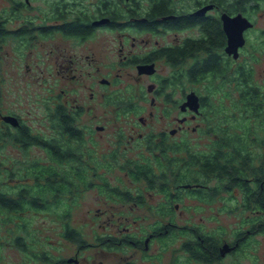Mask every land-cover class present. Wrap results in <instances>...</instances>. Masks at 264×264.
<instances>
[{"label": "flooded vegetation", "instance_id": "flooded-vegetation-1", "mask_svg": "<svg viewBox=\"0 0 264 264\" xmlns=\"http://www.w3.org/2000/svg\"><path fill=\"white\" fill-rule=\"evenodd\" d=\"M261 1L4 0L0 82L20 95L17 107L0 96L4 182H17L25 149L35 146L42 161L69 169L51 167L55 181L82 177L106 194L98 214L89 208V218H63V246L71 252L45 251L42 264H248L246 256L264 264ZM224 14L252 23L236 51L228 49ZM25 81L32 89L20 85ZM217 88L230 103L225 117L206 106ZM193 93L198 111L184 106ZM147 97L149 106H138ZM26 98L48 122H26L18 111ZM201 130L208 140L190 136ZM233 217L241 226L231 236L221 222ZM14 222L0 238L11 241L22 230L11 244L25 251L27 223Z\"/></svg>", "mask_w": 264, "mask_h": 264}, {"label": "rangeland", "instance_id": "rangeland-1", "mask_svg": "<svg viewBox=\"0 0 264 264\" xmlns=\"http://www.w3.org/2000/svg\"><path fill=\"white\" fill-rule=\"evenodd\" d=\"M4 3V0H0V9ZM260 6L263 7L262 13H257V23L259 26H262L264 28V2H260ZM250 37L252 39H257L258 35L250 34ZM20 85H25V88L30 87L32 89V85L29 81H25L24 83H20ZM186 86L190 87L193 86V84H185ZM223 86V84H222ZM34 88H38L35 86ZM35 94V91L31 94L29 98H32ZM0 96L4 98V100L7 101L8 105L10 107H17V103L20 101L19 99V92L17 90L16 85L9 84L7 82H0ZM22 97V93H21ZM206 106L208 107V104H212L213 107L218 109V113L221 117H225L228 113V107H230V103L228 101V97L226 96L223 88H217V93L212 98L205 99ZM137 102V101H136ZM22 106L18 109V111L25 117L26 122H29L30 124L34 125L36 127V124L39 122H48L49 116L46 115L43 118V114H40L38 109L32 102L26 98V100H22ZM149 106V97L145 100L139 102L138 106ZM239 123L246 122L245 120H238ZM251 122V119L247 121V123ZM196 123V122H193ZM246 123V124H247ZM246 124L242 126L241 131L246 132ZM235 125V122L234 124ZM237 127V126H236ZM49 132H51V129H49ZM192 138H200V139H209L208 136H206L203 133V130L194 133L191 132L190 135ZM201 148L202 146L199 145ZM40 154V150H38L37 147L31 146L27 150L25 149L24 152V162L22 165L21 171L18 170L15 176H17L16 183L10 184L9 182H12L10 179L8 183L5 184L4 190L8 189L9 191L16 190L17 188L20 189L21 187L25 185H30V181L34 184L32 186L31 193L32 194H41V189L43 186L40 184H35L34 178L36 179V174L40 170H53L52 168L58 169V170H67V166L64 163H50L42 161L40 157H38ZM43 154V153H41ZM39 161V162H38ZM21 163V162H20ZM9 165L11 163L9 162ZM52 167V168H51ZM69 170V169H68ZM67 170V171H68ZM16 171V170H15ZM41 172V171H40ZM40 177L45 176L43 172ZM24 178V179H23ZM112 182L118 183V178H110ZM57 180L67 181L68 184L62 190L65 191L61 194L62 197H66L69 199L70 203L68 205L65 204L63 201L60 204L55 205L54 203H51L47 208L43 209H32L30 208L29 204L25 205V210L22 213V217L18 215V213H4L0 214V220H3L0 222V231H3L5 224L7 223L8 228H16L15 220H23L27 223V229L28 233L24 231V234L26 236H29L30 245L29 248L25 251H22L21 248L17 247L16 244H13V236L15 234L22 233V230L17 232V229L15 232L11 233L10 239L11 241H8V239L2 235L0 238V261H12L15 264H22L21 260L24 262V264H42L41 263V257L47 252H60L58 254H65L67 251L71 252V249H68L63 246V238H62V230H63V218H71V220H82L89 218L88 215V209L92 208L94 209L95 213L98 214L96 211L97 207H101L102 209L105 208L102 204L103 198L106 196V194L100 193V191L96 190L95 188H91L89 185H84L86 182L85 178H70L68 177L66 180L57 178ZM127 183H130V180L126 179ZM134 182V179H132ZM88 181L91 180H87ZM7 184V185H6ZM6 190V191H8ZM66 194V195H65ZM52 197V196H50ZM69 211V212H68ZM92 211V213H94ZM109 214V213H108ZM107 214L104 215L106 217ZM237 217H233L231 219V222H228L227 220L224 222L222 221L221 224H226V228L228 229V234L233 236L239 229V226L241 224H238L236 221ZM78 223V222H77ZM81 223V222H80ZM21 228V227H20ZM85 229H89V227H85ZM220 227H217L218 233L221 232ZM1 233V232H0ZM9 242V243H6ZM12 243V244H11ZM43 251V252H42ZM169 250V254H170ZM38 254V255H37ZM249 255V254H247ZM41 256V257H40ZM251 256H246L243 260L246 261L248 264H254L253 260L250 258ZM23 258V259H22ZM233 264V263H231Z\"/></svg>", "mask_w": 264, "mask_h": 264}, {"label": "trees", "instance_id": "trees-1", "mask_svg": "<svg viewBox=\"0 0 264 264\" xmlns=\"http://www.w3.org/2000/svg\"><path fill=\"white\" fill-rule=\"evenodd\" d=\"M33 140L32 137L26 136L25 137V144H28L29 142H31ZM218 165H220V163L218 162ZM241 167L235 168V170L231 171V175L232 176H237V174L240 172ZM41 172H43V174L45 173V176L40 177V179L42 180L41 182V199L46 201V204L43 206V204L41 203H37L35 196H37L36 194H32L31 193V188L32 186H34V184L30 181V185H25L23 187H21L20 189H16L9 191H5L3 190L5 187V179L6 177L3 175L2 173V168H1V164H0V214H2V212L7 211L8 213H18V211L20 210V208H24L25 210V205L26 204H31L30 208H35L37 206L34 205H41L38 206L36 209H38L39 207L43 208H47L49 205H51V203H54L55 205L62 203L63 201L65 202L66 205H68L70 203L69 199L66 198L65 196L62 197L61 194L65 191L62 190L63 185L61 186V184L59 183V181L61 180H54V173L51 172L52 170H50V168L48 170L44 169V170H40ZM226 169L224 168H217V173L220 175H224ZM224 173V174H223ZM48 175V176H47ZM45 180V181H43ZM58 193V194H57ZM57 194V195H55ZM66 195V194H65ZM52 196V197H50ZM22 206V207H21ZM27 210V209H26ZM25 210V211H26ZM69 212V211H68ZM1 221V220H0Z\"/></svg>", "mask_w": 264, "mask_h": 264}, {"label": "water", "instance_id": "water-1", "mask_svg": "<svg viewBox=\"0 0 264 264\" xmlns=\"http://www.w3.org/2000/svg\"><path fill=\"white\" fill-rule=\"evenodd\" d=\"M205 8H207V6ZM205 8L203 10H205ZM223 17H224V26L226 30H228L231 36L230 46L228 47V49L236 51L238 45L244 42V36H243L244 29L251 26L252 23L246 17H243L241 14L235 17H230L227 14H224ZM185 105H190L195 110L198 111L200 105L198 95H196L195 93L189 95L184 106ZM6 118H8L9 120H13V119L16 120V118L13 116H7Z\"/></svg>", "mask_w": 264, "mask_h": 264}]
</instances>
